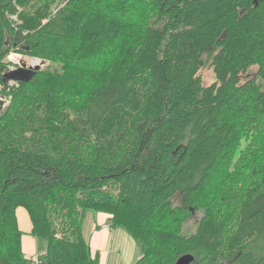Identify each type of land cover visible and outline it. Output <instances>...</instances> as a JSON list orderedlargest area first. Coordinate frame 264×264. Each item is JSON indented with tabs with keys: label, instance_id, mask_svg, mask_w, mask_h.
I'll use <instances>...</instances> for the list:
<instances>
[{
	"label": "trees",
	"instance_id": "obj_1",
	"mask_svg": "<svg viewBox=\"0 0 264 264\" xmlns=\"http://www.w3.org/2000/svg\"><path fill=\"white\" fill-rule=\"evenodd\" d=\"M64 1L0 0V264L30 263L25 233L44 264H96L90 210L134 238L135 264H264V0ZM12 53L51 66L10 89Z\"/></svg>",
	"mask_w": 264,
	"mask_h": 264
},
{
	"label": "crops",
	"instance_id": "obj_2",
	"mask_svg": "<svg viewBox=\"0 0 264 264\" xmlns=\"http://www.w3.org/2000/svg\"><path fill=\"white\" fill-rule=\"evenodd\" d=\"M111 218L112 216L105 212L90 210L86 213L84 236L89 245L90 256L96 260V264H128L139 260V244L124 228L114 225ZM19 222L22 230H31L32 222L26 211L20 210ZM30 235L25 233L22 236V249L24 256L33 264L40 251L38 237L31 238L33 235Z\"/></svg>",
	"mask_w": 264,
	"mask_h": 264
},
{
	"label": "rangeland",
	"instance_id": "obj_3",
	"mask_svg": "<svg viewBox=\"0 0 264 264\" xmlns=\"http://www.w3.org/2000/svg\"><path fill=\"white\" fill-rule=\"evenodd\" d=\"M11 19L13 20V22L15 21L17 23H20L18 21V17L16 15L12 16ZM22 57L23 56H21V55L16 56L15 53L10 54L9 57L7 58V60H6V62L9 63V68L8 69H13V68L18 67L19 62L20 63H27L26 66H30V67L33 66L34 67V65H33V63H31V61H35V60H29V59H32V58H29V57H28V59H24V58L21 59ZM19 58H20V60H19ZM50 66H51V64L47 61L44 65H42V67L40 69H41V71H45ZM53 68L55 70H58L61 67H60V65H54ZM257 72H258V67H251L246 75H242L243 81L245 79L249 78V77L250 78H254L257 75ZM200 74L202 76L203 83H204L205 86H209V85L213 84L216 81V75H215L214 70H213V68L211 66V57L205 56V65L202 68V70L200 71ZM258 81L264 88V79H258ZM0 85H1V88L5 87L1 83H0ZM9 86H10V89H11L12 87H15V86L17 87L19 85L16 84V83H10ZM0 95H2V94H0ZM10 103H11V98L6 95L5 96L4 107L2 109H0V110L5 109V107L7 105H9ZM257 135H259V134L254 135V138L257 137ZM247 147H250L249 151H256L259 148L262 149V146L259 147L257 142H254V144L248 143L247 146H245V144H244V147L242 148V150H245ZM260 153H261V151L259 152V155H260ZM246 155H247V151H241L240 153H238L236 155L235 159H236L237 162H239V161H241V159H244L246 157ZM254 167H255V165H252L251 169H253ZM260 167L263 168L264 166L261 165ZM232 194L235 195V196L240 195L239 193H232ZM175 202H176V204H181L182 203V198L180 196H177L176 199H175ZM202 216H203L202 211H199V212L193 214L192 217L187 220V223H185V233L186 234H193L197 230V225H198L197 223L202 218ZM31 238H34V236H32ZM37 239H38V242H39V251H40L38 253V255H39L43 251H45L47 249L48 242H47L46 239H42V238H37ZM258 243H260V242L256 241L252 245L253 250H255L256 252L258 250L261 251V248H259L258 250L256 249V245H258ZM139 251H140V248L138 246L137 254H139ZM26 256H27V254H26ZM137 261H138V259H136L134 262H131V263L128 262V264H135ZM29 264H31V261H30ZM126 264H127V262H126Z\"/></svg>",
	"mask_w": 264,
	"mask_h": 264
},
{
	"label": "water",
	"instance_id": "obj_4",
	"mask_svg": "<svg viewBox=\"0 0 264 264\" xmlns=\"http://www.w3.org/2000/svg\"><path fill=\"white\" fill-rule=\"evenodd\" d=\"M69 0H65L64 3L61 5V8L64 7L67 2ZM23 58H28L26 56H24ZM32 59H36L38 61L41 62V65L38 67H30V66H26V64L24 63H20L18 67L14 68V69H9L7 70L4 74L3 77L7 82H29L31 81L34 76L41 71V67L42 65H44L47 61L46 60H41V59H37V58H32ZM4 107V102L1 101L0 102V109H2ZM195 260L193 255H184L183 257H181L178 262L176 264H192L193 261Z\"/></svg>",
	"mask_w": 264,
	"mask_h": 264
},
{
	"label": "built area",
	"instance_id": "obj_5",
	"mask_svg": "<svg viewBox=\"0 0 264 264\" xmlns=\"http://www.w3.org/2000/svg\"><path fill=\"white\" fill-rule=\"evenodd\" d=\"M16 56H18L17 54H16ZM20 64V63H19ZM19 66V65H18ZM14 69V68H13ZM9 85H10V83H18V82H13V81H11V82H7ZM2 88H1V85H0V90H1ZM1 101H3V102H5V96H2V95H0V102ZM47 257V252H46V250L45 251H43L41 254H39V255H37L35 258H34V260H33V264H44V261H45V258ZM141 258H142V256H141ZM140 258V259H141Z\"/></svg>",
	"mask_w": 264,
	"mask_h": 264
},
{
	"label": "bare ground",
	"instance_id": "obj_6",
	"mask_svg": "<svg viewBox=\"0 0 264 264\" xmlns=\"http://www.w3.org/2000/svg\"><path fill=\"white\" fill-rule=\"evenodd\" d=\"M24 57V56H23ZM23 57L21 59H23ZM24 59H28V58H24ZM20 60V58H19ZM29 60H35V61H31V63H33L34 67H38L41 65V62L36 60V59H29ZM20 63V62H19ZM24 64H27V63H24Z\"/></svg>",
	"mask_w": 264,
	"mask_h": 264
}]
</instances>
